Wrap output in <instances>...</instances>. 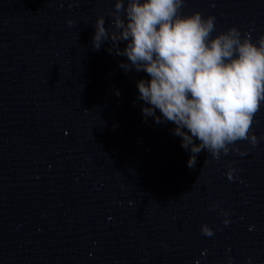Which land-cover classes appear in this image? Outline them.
<instances>
[{
    "label": "water",
    "instance_id": "water-1",
    "mask_svg": "<svg viewBox=\"0 0 264 264\" xmlns=\"http://www.w3.org/2000/svg\"><path fill=\"white\" fill-rule=\"evenodd\" d=\"M111 11L0 0V264H264V102L245 155L205 150L189 168L175 125L142 113L150 77L125 72L110 41L93 48ZM197 11L213 37L264 35V0H185L180 14Z\"/></svg>",
    "mask_w": 264,
    "mask_h": 264
},
{
    "label": "clouds",
    "instance_id": "clouds-1",
    "mask_svg": "<svg viewBox=\"0 0 264 264\" xmlns=\"http://www.w3.org/2000/svg\"><path fill=\"white\" fill-rule=\"evenodd\" d=\"M126 3L114 0L108 28L105 18L97 17L92 45L99 50L110 41V53L127 57V63H120L125 72L134 69L150 77L137 82L138 99L149 105L142 108L145 119L175 125L173 134L192 153L189 168H195L197 154L205 150L217 160L230 150L245 155L237 142H258L252 125L264 102V35L253 42L250 32L242 36L233 26L213 37L215 16L204 18L198 11L181 15L185 0ZM67 23L71 27L74 21ZM234 171L226 173L229 180ZM201 233L214 234L207 224Z\"/></svg>",
    "mask_w": 264,
    "mask_h": 264
}]
</instances>
